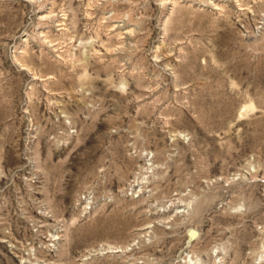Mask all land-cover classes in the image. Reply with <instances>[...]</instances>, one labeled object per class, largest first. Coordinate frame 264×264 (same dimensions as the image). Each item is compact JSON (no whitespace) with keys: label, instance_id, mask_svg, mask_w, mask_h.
<instances>
[{"label":"rangeland","instance_id":"1","mask_svg":"<svg viewBox=\"0 0 264 264\" xmlns=\"http://www.w3.org/2000/svg\"><path fill=\"white\" fill-rule=\"evenodd\" d=\"M0 264H264V0H0Z\"/></svg>","mask_w":264,"mask_h":264},{"label":"bare ground","instance_id":"2","mask_svg":"<svg viewBox=\"0 0 264 264\" xmlns=\"http://www.w3.org/2000/svg\"><path fill=\"white\" fill-rule=\"evenodd\" d=\"M192 233H194V232H192Z\"/></svg>","mask_w":264,"mask_h":264}]
</instances>
